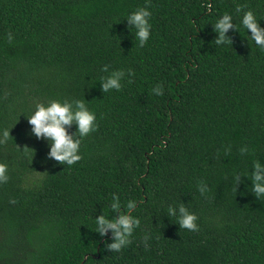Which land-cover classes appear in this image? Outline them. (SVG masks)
I'll use <instances>...</instances> for the list:
<instances>
[{
  "label": "trees",
  "instance_id": "obj_1",
  "mask_svg": "<svg viewBox=\"0 0 264 264\" xmlns=\"http://www.w3.org/2000/svg\"><path fill=\"white\" fill-rule=\"evenodd\" d=\"M0 264H264V0H0Z\"/></svg>",
  "mask_w": 264,
  "mask_h": 264
}]
</instances>
